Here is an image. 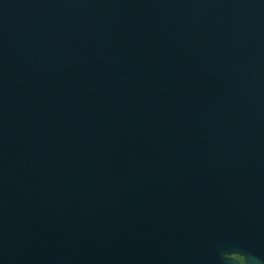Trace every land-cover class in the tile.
<instances>
[{
	"label": "water",
	"instance_id": "1",
	"mask_svg": "<svg viewBox=\"0 0 264 264\" xmlns=\"http://www.w3.org/2000/svg\"><path fill=\"white\" fill-rule=\"evenodd\" d=\"M264 259V0H0V264Z\"/></svg>",
	"mask_w": 264,
	"mask_h": 264
},
{
	"label": "flooded vegetation",
	"instance_id": "2",
	"mask_svg": "<svg viewBox=\"0 0 264 264\" xmlns=\"http://www.w3.org/2000/svg\"><path fill=\"white\" fill-rule=\"evenodd\" d=\"M230 257L238 264H246L245 258L240 254H231ZM261 262L264 264V259H261Z\"/></svg>",
	"mask_w": 264,
	"mask_h": 264
}]
</instances>
